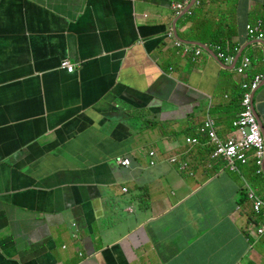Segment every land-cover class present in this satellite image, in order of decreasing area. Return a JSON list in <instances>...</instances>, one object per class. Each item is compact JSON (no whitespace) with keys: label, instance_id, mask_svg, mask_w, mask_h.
Segmentation results:
<instances>
[{"label":"crops","instance_id":"1","mask_svg":"<svg viewBox=\"0 0 264 264\" xmlns=\"http://www.w3.org/2000/svg\"><path fill=\"white\" fill-rule=\"evenodd\" d=\"M182 1L0 0V264H264V177L185 141L231 136L264 0ZM218 30L232 63L193 44ZM253 105L264 137V80Z\"/></svg>","mask_w":264,"mask_h":264},{"label":"built area","instance_id":"2","mask_svg":"<svg viewBox=\"0 0 264 264\" xmlns=\"http://www.w3.org/2000/svg\"><path fill=\"white\" fill-rule=\"evenodd\" d=\"M190 0H183L182 3H175L172 5L173 12L176 15L180 14V11ZM195 5H199V1H194ZM247 35L250 38H257L264 41V31L262 28V21L258 20L254 24L246 25ZM171 36V35H169ZM176 45H180L176 43ZM216 59L223 61L224 63H232L234 56L231 54V46H227L225 49L220 45H215L212 49ZM205 53L202 50L196 51L197 55ZM60 68L65 69L68 73L74 71V66L68 60H62ZM251 68V59L248 56H243L237 65L236 71L239 75L246 76V72ZM264 76L261 74L254 75L250 80H245L241 84V88L244 91L241 105L242 111L238 117L232 123L231 136L227 139H221L215 128V122L212 118L208 117L204 123L198 128V136L187 137L186 143L195 146L201 142V137H206L208 143L214 147L213 157L221 158L229 164V168L232 171H238L239 165H245L249 161H252L257 167V174H261L264 171V137L261 130V125L256 116L253 96L255 92L260 88ZM149 156L152 158L151 166H154L155 151H150ZM171 163H176V157L170 159ZM123 166L129 168L130 160L125 159L122 163ZM182 167V169H184ZM126 192V190H124ZM247 196L253 201V210L258 214H263L264 200L257 197L254 190L248 187ZM264 235V222H259L258 225L252 224V229L249 230V236L251 238H258Z\"/></svg>","mask_w":264,"mask_h":264},{"label":"trees","instance_id":"3","mask_svg":"<svg viewBox=\"0 0 264 264\" xmlns=\"http://www.w3.org/2000/svg\"><path fill=\"white\" fill-rule=\"evenodd\" d=\"M193 15H194L193 10L191 12L187 13V16L189 18H192ZM200 29H202V28H200ZM193 39L194 40H197V41H199L201 43H208L209 44L208 46L211 47V48L214 45H220V46H222L225 49L227 45H230L231 46V54H233V52L235 50V47L232 45V42L230 40V37L223 36V34L219 30L216 31V32H214V33L205 35L204 37H199V36L196 37V36H194ZM204 121H203V123H204ZM254 167L257 170V167L255 165H254ZM257 176L264 177V173L263 174H257ZM255 216H257V215H255ZM263 216H264V214H263ZM251 220L254 221L255 223H257V221L255 220V218H252Z\"/></svg>","mask_w":264,"mask_h":264},{"label":"water","instance_id":"4","mask_svg":"<svg viewBox=\"0 0 264 264\" xmlns=\"http://www.w3.org/2000/svg\"><path fill=\"white\" fill-rule=\"evenodd\" d=\"M191 43H192V42H191ZM193 44H196V45H198V46L203 47L206 51H208L209 53H211V55L215 58V55H214L213 51H211L209 48L205 47L203 44H200V43H193ZM215 59H216V58H215ZM255 113H256V111H255ZM256 115H257V114H256Z\"/></svg>","mask_w":264,"mask_h":264},{"label":"clouds","instance_id":"5","mask_svg":"<svg viewBox=\"0 0 264 264\" xmlns=\"http://www.w3.org/2000/svg\"><path fill=\"white\" fill-rule=\"evenodd\" d=\"M214 46H215V45H214ZM214 46H213V47H214ZM227 46L230 47V45H227ZM227 46H226V47H227ZM206 47L209 48L211 51H212V49H213V47L211 48V47H209L208 45H207ZM235 50H236V49H235ZM235 50H234V52H235ZM205 51H206V50H205ZM205 51H204V52H205ZM206 52H208V51H206ZM234 52H233V54H234ZM215 58H216V57H215ZM217 60H218V59H217ZM218 61H220V60H218ZM221 62H223V61H221ZM223 63H224V62H223ZM254 110H255V109H254ZM253 164H254V163H253ZM254 165H255V164H254ZM256 171H257V170H256ZM263 173H264V171H263L261 174H263ZM256 174H257V173H256ZM253 190H254V189H253ZM259 198H260V197H259ZM261 199H262V198H261ZM262 200H264V199H262ZM263 214H264V211H263Z\"/></svg>","mask_w":264,"mask_h":264},{"label":"rangeland","instance_id":"6","mask_svg":"<svg viewBox=\"0 0 264 264\" xmlns=\"http://www.w3.org/2000/svg\"><path fill=\"white\" fill-rule=\"evenodd\" d=\"M202 28V27H201ZM227 165L229 166V164L227 163ZM231 169V168H230ZM252 203V202H251Z\"/></svg>","mask_w":264,"mask_h":264}]
</instances>
